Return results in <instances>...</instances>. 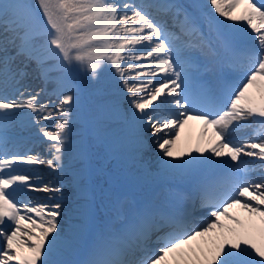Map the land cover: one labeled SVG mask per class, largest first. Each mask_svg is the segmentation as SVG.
<instances>
[{
  "label": "snow or ice",
  "instance_id": "6c2138e0",
  "mask_svg": "<svg viewBox=\"0 0 264 264\" xmlns=\"http://www.w3.org/2000/svg\"><path fill=\"white\" fill-rule=\"evenodd\" d=\"M207 6L214 13L197 15L171 0H36V7L28 0H0V144L6 145L4 133L24 109L36 114L37 123L60 117L54 121V131L39 128L52 142L47 146L51 158L0 156V264H73L51 259L53 254L60 255L73 246V241L58 231L61 203H37L53 197L28 196L30 192L59 193L60 189L43 184L35 169L16 165H46L63 171L61 159L75 97L57 91L59 104L49 107L40 102L44 89L29 92L26 82L32 75L51 81V73L59 71L63 75L58 82L69 88L74 70L85 69L95 79L104 66L121 77L132 107L144 114L133 113L140 124L166 105L183 109L162 122H150L153 135L176 129L173 135L178 139L179 129L191 120L203 123L204 136L211 130V147L194 149L201 156L205 151L210 155L200 159L188 152L191 159L179 165L161 160L165 168L208 166L226 170V178L203 183L198 189L199 208L208 210L214 219L197 225L192 211L146 204L130 217L126 215L118 228L100 233L89 258L81 264H264V244L248 240L241 231L245 226L230 211L238 207L264 223V3L208 0ZM199 7L193 5L194 9ZM238 9L242 11L237 15ZM217 15L234 22L223 27H233L245 35L240 47L224 42L230 71L222 85L214 89L193 71L191 56L205 49L213 57L220 54L201 27L203 23L209 33L219 36L222 22ZM241 21L251 33L243 27L235 28ZM128 60L143 62L138 67L144 70L138 75L146 80L137 82L133 78L129 83L131 77H126L122 67ZM160 73L165 77L154 86L151 77ZM158 99L159 104L146 113ZM247 128L253 129L249 138L235 136L238 130ZM175 144V139L158 138L163 156L175 158ZM84 156L87 160L86 151ZM257 168L260 176L251 179V171ZM87 181L85 177L82 182L85 193L91 191ZM18 196L27 199L19 201ZM216 230L222 234V242L207 249L196 243Z\"/></svg>",
  "mask_w": 264,
  "mask_h": 264
},
{
  "label": "bare ground",
  "instance_id": "6f19581e",
  "mask_svg": "<svg viewBox=\"0 0 264 264\" xmlns=\"http://www.w3.org/2000/svg\"><path fill=\"white\" fill-rule=\"evenodd\" d=\"M137 2H138V0L135 1V3H137ZM223 21H224V25H231V24H229V20H227L224 17H223ZM221 31L233 33L236 36L242 35V37H244V35H245V33H243V32L240 33L237 30H234L233 27H222ZM247 32L251 33V29L247 30ZM252 35L254 36L256 34L252 33ZM137 47L139 48L142 46L138 45ZM137 62L138 61H133V62L125 61L122 63V67H124L126 69V73H125L126 77H128V76L131 77L129 79V83L133 82V78L137 82H140L139 80L144 81L147 79V77H141V79L137 78V77H132L133 75H135L138 72L136 67L133 65L134 63H137ZM51 63L55 64L56 62L51 61ZM107 70H112V68L110 66H104L101 69H99L97 72L101 71V74H103ZM81 72H83V71H81ZM62 75L63 74L59 71H53L51 73V76L53 78L51 81H45L43 79L37 78L35 75H32V76H30V78L28 79L26 84L30 86V88H31L30 92L40 91L41 89H44V91L41 93V96H40V102L45 103L46 100H48V99L51 100L52 102L49 103L50 105L48 104L49 107H52L53 104H56V105L59 104V99H58L57 94H56L57 91H59L61 93L73 95L75 97V100H74V103L70 106V114H75V113L80 114L82 112V108L88 109V107L85 104V102L82 101V95H80V91H78V89L76 88L75 84L72 81H70L69 88H64L58 82V78L62 77ZM116 75L118 77L117 81L111 87L107 86L103 79L87 78L84 83L88 84L90 82H94L96 84V86H98L100 88H104L109 92L114 90V89H120V91L115 92L113 94V96L108 99V101L114 105L121 106L127 112H132L135 109L132 107V105L130 103L131 96L127 92V90L124 88L121 77L117 73H116ZM151 79H153L154 86H157L156 81H159L160 78L157 76H154V77H151ZM54 97H55V100H54ZM25 98H27V97H25ZM83 98H85V93H83ZM160 99H163V97H161ZM159 102H160V100H157L149 109H146L145 110L146 113H151L152 108H155L156 105L159 104ZM168 106L169 105L162 107L160 109V111L156 112L154 115H158L160 117V114L163 113V111ZM65 107H69V106H65ZM101 110L107 114V117L104 119H98V121L92 122L91 125L93 127L99 129L101 127L109 125V124H107L108 122H112L113 124H110V129L108 131H105L104 134H100V136L98 137L97 141L95 142L97 149H99L101 151H103L105 149V146L101 142V139H105L109 142L110 149H112L116 152L119 150L120 151H127V155H126L127 159H129V158H140L141 160H145L146 158H148L147 155L155 152L154 146L158 142L157 136H152L151 138L148 139V141L146 143L140 142V141H143V137L145 138L146 136L149 135L148 131H150L152 129L150 124H140L139 122H137L135 120L133 123L130 124V122L132 120L127 121V116H126L127 112L111 111L109 108H102ZM22 112H23V114L15 117L14 120L10 124L17 122L21 117L22 118H26L28 116H32L34 118L36 117V115L34 113H31L30 110H28V109H24V110H22ZM141 115H144V114L140 113V112L136 113V116H141ZM59 119H60L59 115H55L52 119L47 120V121L41 120L39 123H37V121H36L35 123H33V126L35 124H37V125L31 129H27L26 131H28L27 132L28 134L21 135L20 137H18V139L10 140V139H6V137H5V140L8 144L10 142H14V144L9 147V149L11 150V153L22 155V153H24V152L26 153V151L28 149H30V147L36 150V147H37L36 146V140L37 139H41L43 141L44 147L46 148V145H49L52 142L47 141L46 138H44L42 136V134L39 131V128L41 126H46V127H48L49 130L54 131L55 130L54 121L59 120ZM156 119L159 121L162 120L161 118H156ZM81 120H82L83 125L90 124V122L88 121V119L86 117L81 118ZM196 122H197L196 120H191L188 122V124H186V129H188V130L190 129V134H188V136H186V139L182 142V144L186 143V147L184 150H182V152H180V149H179L180 136L178 139H176V137L173 136L172 139L176 140V144H175L176 156H175V158H173L172 162H169L170 164L179 165V164H182L185 160L191 159V156L186 155V153L190 152V150L192 149L190 147V144L195 138L190 139L191 138V130L194 128ZM69 129H70V127H69ZM87 129H88V127H87ZM136 131H138V132H136ZM70 134H71V132H69L68 139L71 137ZM164 135H166V134H164ZM167 135H172V132L170 134H167ZM30 136L33 137V140H31L29 138ZM201 136H202V134L200 132L198 138H200ZM187 138H189V139H187ZM68 139H67L65 145H68V141H69ZM181 139H183V137ZM200 141L201 140H198V139L196 140V145H197L196 148L200 144ZM130 145H136V147H134L135 149L133 151H131V149L129 147ZM201 147H202V145L199 146V148H201ZM67 150H68V148H65L64 153H66ZM85 150L87 153H89L88 143H86ZM182 153H184L185 155H181ZM28 155H33V153H29ZM46 155H48V153L46 151H42V158H45V159L51 158V157H46ZM162 156H163V154H162ZM192 156L198 157V152L194 151L192 153ZM155 158H157V156L151 158V162L156 161ZM114 162H117V165H120V166L122 165L123 168L128 169L127 165L124 163L123 158L119 157V156H115L114 158L109 160V163L106 165H109L110 163H114ZM154 164H156V162H154L153 165ZM19 166H20V168H22V167L23 168H29V166H27L26 164H22V163L19 165H16V167H19ZM193 166H195V165H193ZM192 167L190 168V172H189L188 167L183 168V169L177 168L176 170L180 171L181 173H185V174L189 173L187 175H190L192 173ZM199 167L207 168L208 166H201L200 165ZM62 168H63V171H61L60 169H55V170L53 169L51 171H48L47 173H44L41 169H37V171L41 170L39 175L41 177L40 179H41L43 184H49L50 185V183H51V185L53 187L59 188L60 191H61V189H66V192H69L70 186L73 183H75L78 180V178H76L72 174L70 169L63 167V166H62ZM117 170H118V168H117ZM225 173H226V170L219 168V171L214 172L213 177L210 181H214V180L222 178V176ZM96 174L100 179L104 180L106 173H104L102 169H99ZM60 177H64V178L60 179ZM86 194L88 195V193H85V192H78L75 194L71 192L70 195H67V197H68L67 201L69 202L70 199H72V202L78 201V200H75L73 198H86ZM42 197H46V195H42ZM85 206L86 205H84V207ZM68 209H70V207H68ZM85 216H88L86 218L87 223H88V220H89L88 218H90L89 217L90 213H88V214H84V213L72 214L73 218L77 217L80 220H82V219L84 220ZM94 218H95L94 221L96 222L97 221L96 213H94ZM80 226H82V224L79 223V227ZM92 228H89V229L86 228L85 229L83 235H81L79 237L80 241L78 243V246H76V247L72 246V248L64 250V252L66 253L65 258L67 261H72L73 264H81V262H83V260L79 261L80 257L86 258L88 255H90L92 245L96 240V237H95V234H94V231L92 230ZM58 231H59V225H58ZM66 231L64 233H62V235L64 237H66V235L70 233L71 229L66 227ZM82 240L86 241L84 246L81 243ZM73 241L76 242L77 241L76 238H74ZM51 259L57 260L56 254H53ZM60 259H63V258H60ZM87 259H85V260H87ZM63 260H65V259H63Z\"/></svg>",
  "mask_w": 264,
  "mask_h": 264
},
{
  "label": "rangeland",
  "instance_id": "374dc122",
  "mask_svg": "<svg viewBox=\"0 0 264 264\" xmlns=\"http://www.w3.org/2000/svg\"><path fill=\"white\" fill-rule=\"evenodd\" d=\"M193 1V5L197 4V0H192ZM201 1H204V3H207L208 4V0H201ZM28 2H30L34 7H36V0H28ZM206 4V5H207ZM37 11H39V8L37 7L36 8ZM190 12V11H189ZM197 52V51H196ZM202 52V51H201ZM196 54V53H195ZM202 56H206V53H203L202 52ZM78 70H83L84 72H86L85 69H76L75 71H78ZM106 74V77H107V84L108 85H112L114 83V72L112 71H106L105 72ZM72 76L74 78H81L83 77V75H79V74H76L74 72H72ZM87 77H91V74H86ZM100 77L97 73L96 75V78ZM100 78H103V77H100ZM77 87L79 88L80 92H83L85 90L87 91H95L96 88L94 87L93 84L89 83L87 86H78ZM108 95L107 94H102V95H99V96H96V97H92L89 104L90 105H93V106H109L105 100V98L107 97ZM110 107H114V106H110ZM104 117V115H102L101 113L99 112H89L88 113V118L89 119H92V120H97V119H100ZM108 126L106 127H101L99 128L98 130L96 129H93L92 131V137L96 136L97 134H99L100 132H103L104 129H106ZM253 129H248L244 132V136H246V138H249L252 134H247L248 132L252 131ZM13 130H11L9 133H12ZM95 139V138H94ZM103 142H105V140H103ZM158 147V145H157ZM159 149V148H158ZM90 150L92 152V158L94 159V165H95V169H97V166L99 165L100 161H99V157H102V161H106L107 164L109 163V159H110V156L106 155L107 153H99V151L97 150V147L94 145L92 146L91 143H90ZM42 151H46L45 150H39L38 152H36L35 155H39L42 157ZM48 153V151H47ZM103 155V156H102ZM155 156L158 155V152L154 154ZM114 156V155H113ZM46 157H50L49 155H46ZM248 159H252V157H248ZM260 162H258L259 164ZM139 164V169H134L132 171L129 172L130 176H133L132 178H136L138 179L137 181H146L148 182L150 179L154 180L155 177L158 176V173L160 171H158V169L155 167V166H159V167H162L163 165L161 164V161L160 160H157V163L152 166L149 171H144L143 172V169H145V165L146 164H150V160H140V162L138 163ZM108 168H111V166H109ZM79 170H76V172H78ZM78 174V173H77ZM106 182H102L101 179H97L95 178V185H96V189L98 191V194H99V197H101V201H99L98 203V211L100 212L102 210V215H101V219L98 220V222L100 221V224L98 223L97 224V227H96V230H97V233H102L104 232L103 231V228L104 226L108 227L111 225V221H116V214H115V208L113 206V203L111 205V207H109V198L112 197V193L113 191L117 190V182L114 184V187L111 188L109 187V185L113 184L114 183V180H113V177H112V173L109 169L106 170ZM168 176H172L173 180L174 181H181V180H185L186 178L182 175H180V177H178V172H174V171H167L166 173ZM144 176V177H143ZM161 177H163V175H161ZM257 177V176H255ZM259 177V176H258ZM80 183V181H78ZM79 189V185H75L73 188L70 189V191L72 190H77ZM173 193V190L171 189V194ZM44 195H47L49 193H43ZM67 193L65 190H61L59 193H50V197H53V199H43L45 201H43L42 203L43 204H48V205H52V204H55L57 202L61 203L62 207L60 209L61 211V216L58 217V225H59V231L61 233H64L66 231V227L68 226V224L72 227V230L70 231L71 234L73 235H78L79 233L83 232L84 231V228L79 230L78 229V226H76V224H74V222H71L70 220H66V221H63V218L67 217V216H70L72 211L73 210H76V208L80 211V212H83L84 208L83 207H80V206H75L77 204V202H66V201H62L61 198L59 197H62V196H65ZM112 199V198H111ZM72 204L73 206H75L76 208H74L73 210H70L68 209V206L69 204ZM87 207V210L90 209V206H86ZM91 210V209H90ZM236 213H238L236 211ZM38 219V218H37ZM249 221L255 228V233L258 234L259 237H261L262 241L263 242H255V241H252L253 243L257 244V245H261V244H264V238L262 236H264V229L262 228V225H261V220L259 217H249V219L247 220ZM83 225L85 226V222L83 223ZM67 232V231H66ZM69 234L66 235L65 239L69 240ZM54 235V234H53ZM247 238V237H246Z\"/></svg>",
  "mask_w": 264,
  "mask_h": 264
}]
</instances>
